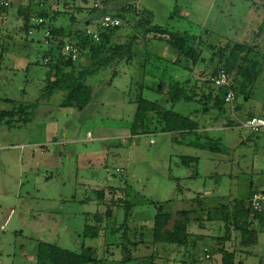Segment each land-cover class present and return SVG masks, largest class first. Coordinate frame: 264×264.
<instances>
[{
  "label": "rangeland",
  "instance_id": "374dc122",
  "mask_svg": "<svg viewBox=\"0 0 264 264\" xmlns=\"http://www.w3.org/2000/svg\"><path fill=\"white\" fill-rule=\"evenodd\" d=\"M57 2L49 3L46 11L50 15L52 10L62 12L56 19L58 25L68 26L73 15L77 21L74 26L84 28L87 11L72 12L62 8L61 0ZM9 5L0 20V39L7 49L0 67V110L11 109L4 98L18 103L40 98L48 71L34 64L46 50L43 31L26 36L19 30L17 9L27 1L9 0ZM75 5L82 6L80 0ZM110 5L131 14L134 8L149 10L154 25L196 35L202 41L198 60L190 71L180 70L170 63L178 61L185 67L184 61L164 41L141 37L131 62H112L87 79L92 95L83 110L60 108L63 95L55 92L39 100L28 114L0 118V264H36L39 242L73 252H80L82 246L92 247L101 264H181L177 247L150 243L154 203H167L166 210L175 213L191 210V200L198 195L205 198L208 207H214L221 202L220 195L244 199L250 186L260 187L264 130L252 133L242 123L252 114L264 116V0H113ZM85 8H90V3ZM128 33L130 28L122 26L116 41L127 42ZM228 42L254 47L259 63L256 80L241 91L242 80L233 81V73L234 104L222 105L221 112L215 109L212 115L203 113L195 104L203 100L199 87L215 67L219 68L212 48ZM157 55L168 62L159 63ZM77 61L85 64L84 54ZM173 77L190 80L186 91L193 93V102H178L173 110L195 119L205 137L221 139L223 153L172 142L174 134L131 136L129 124L136 97L141 95L170 108L152 87ZM194 82L197 86L192 91ZM181 156L197 157L198 165L194 169L183 166ZM195 173L198 176H193ZM99 191L104 193L102 201L97 199ZM119 197L134 205L130 225L137 232L132 230L130 239L138 241L143 233L144 244L130 248V254L122 251L123 239L113 232L123 219V208L116 206ZM107 208L113 210L112 216L102 221L99 237L84 238V225H93L92 215ZM193 216L199 219L203 215L198 211ZM249 228V232L231 229L226 243L216 240L225 235L218 220H194L189 231L196 233L191 234L196 255L201 256L206 246L212 254L225 247L234 252V264H264L262 226L250 220ZM191 245L183 252L184 260L192 252ZM128 255L133 259L124 263ZM219 260L216 255V264Z\"/></svg>",
  "mask_w": 264,
  "mask_h": 264
},
{
  "label": "trees",
  "instance_id": "16d2710c",
  "mask_svg": "<svg viewBox=\"0 0 264 264\" xmlns=\"http://www.w3.org/2000/svg\"><path fill=\"white\" fill-rule=\"evenodd\" d=\"M4 0H0L2 2ZM27 5L17 9L18 15L21 16V26L19 30L30 35L29 32L45 31L49 32V37L44 38L46 50L43 52L41 61H35V65H43L48 71L45 77L44 92L33 103L16 102L15 100L4 98L2 101L11 104V109L0 110V118L13 115H24L30 113L39 100L50 97L55 92H61L63 97L59 103L60 108H73L81 111L91 101L92 88L88 85L87 79L95 75L104 68H107L113 62L118 64L122 61L129 63L135 57L136 45L139 44V38L143 37L151 41H164L166 45L179 56V60L184 61L185 67H180L178 61L170 63L173 67L180 70L190 71L191 67L197 62L199 57L198 47L202 43L196 35L187 32H172L169 29L152 23L153 13L149 10H136L133 14L124 8H111L110 4L113 0L103 3L100 10L85 8L89 3L88 0H80L82 6H76V0H61L62 8L69 11L82 13L87 11V18L83 23V27L76 28L77 22L73 15H70V23L68 26L58 25L57 17L62 14L61 11H54L51 15L46 11L49 3H59L60 0H42L43 6H40L41 0H26ZM50 1V2H49ZM10 5L4 6L0 3V20L7 13ZM33 6L36 7L33 8ZM56 10V9H55ZM105 14H111L119 18L122 25L108 30H97L99 40L93 41L89 36L85 35V29L88 27H96V21ZM31 16L43 19V23L37 24L31 21ZM264 24V23H263ZM122 26L130 28V33L126 35L127 42L119 43L117 40L118 32ZM20 32V33H21ZM31 32V33H32ZM139 34H142L140 36ZM120 39V38H119ZM66 42L75 44L84 54L86 63L81 64L79 61H71L62 54L63 45ZM213 55L218 58V67L208 74V79L202 81L200 92L203 100L195 102L199 104L203 113L211 114L215 109L221 112L224 103L225 89L216 87L211 78L220 70L225 71L230 76L234 73L235 79L241 78L242 85L240 90H246L252 85L259 70V63L256 58L254 47L245 46L243 44L225 43L212 48ZM7 49H4L2 40L0 39V67L4 62V55ZM81 54V55H82ZM156 61L168 62L164 57L155 56ZM225 58V59H224ZM191 64V66H190ZM216 64V65H217ZM159 68V67H158ZM172 79V78H171ZM160 80L153 90L160 93L166 103H170V108H163L158 101H149L141 95L136 97L134 104L136 105L132 122L129 124V132L131 136L147 135L152 133L174 134L172 142L184 144L199 150L211 153H223L225 151L221 139H213L205 137L200 133L199 123L189 115H183L173 110L174 104L178 102H193L192 92L186 91L189 88L190 80L180 81L173 77L172 80ZM233 81L230 87L235 92ZM194 82L190 89H196ZM150 89V88H149ZM237 94L235 93V100ZM210 103V104H208ZM212 115V114H211ZM254 117L249 115L246 119ZM244 119V120H246ZM243 120V121H244ZM231 124V123H228ZM180 139V140H179ZM197 157L181 156L180 163L185 167H196L198 165ZM193 176H198L197 173ZM261 189L257 187L251 191H264V174L262 175ZM104 193L99 191L97 199L102 201ZM248 198H234L226 203L220 202L217 206L208 207L204 199L196 197L191 200L193 208L187 210H177L175 213L168 212L167 203H154L155 216L152 222L151 244H163L174 246L179 249H186L191 243V250L195 246V241L191 239L189 231L190 224L194 220L200 222L220 221L224 225L225 235L216 238L218 243H226L230 240L231 229L235 232H249L250 220L258 222L264 231V212L252 213L248 205ZM117 207L123 208V219L120 226L113 232L120 234L123 239L122 251L130 254V248H136L139 244H144L142 232L138 241H132L129 233L132 230L136 233V229H131V219L134 205L132 202L119 197L117 199ZM115 206V207H116ZM200 211L202 217L196 219L193 215ZM113 210L107 208L104 213H95L92 215L93 225L85 224L83 228L84 238H98L101 232L100 225L104 219L112 216ZM202 224V223H200ZM144 227V226H143ZM142 228V226H141ZM253 231V230H252ZM254 232V231H253ZM220 256V264H234L235 254L228 251L225 247L215 250ZM151 259V257L149 256ZM131 255L123 259L124 263L131 261ZM182 259L181 264H195L196 259L190 255V261ZM101 260L96 257L95 250L92 247H81L80 252H73L60 248L54 244L39 242L37 245L36 264H101ZM150 264H153L150 262Z\"/></svg>",
  "mask_w": 264,
  "mask_h": 264
},
{
  "label": "built area",
  "instance_id": "2783aa9c",
  "mask_svg": "<svg viewBox=\"0 0 264 264\" xmlns=\"http://www.w3.org/2000/svg\"><path fill=\"white\" fill-rule=\"evenodd\" d=\"M91 8L100 10L103 7V3L108 0H88ZM4 6L9 4V0H4L0 2ZM40 6H43V1L39 2ZM31 21L37 24L43 23L42 18L31 16ZM122 25V22L119 18L111 15L105 14L101 16L97 21L96 27H88L85 29V35L89 36L93 41H98V31L97 30H108L111 28H116ZM31 34V32H29ZM43 37H49V32L45 31ZM62 54L65 58H70L71 61H77L81 56V50L73 43L66 42L63 45ZM211 81L216 87L225 89L226 93L224 96L225 105H233L235 101V92L230 87L231 76L223 70L218 71L212 78ZM242 126L246 129H249L252 133H258L264 130V116H254L244 120ZM87 137L90 140V134H87ZM248 205L252 213H262L264 212V191L258 190L250 194L248 198ZM205 253V258H209L208 249H203Z\"/></svg>",
  "mask_w": 264,
  "mask_h": 264
},
{
  "label": "crops",
  "instance_id": "0c3cea01",
  "mask_svg": "<svg viewBox=\"0 0 264 264\" xmlns=\"http://www.w3.org/2000/svg\"><path fill=\"white\" fill-rule=\"evenodd\" d=\"M258 12V10H256L255 11V13H257ZM260 181V187L258 188V189H261V186H262V176L260 177V180H258V182ZM258 184V183H257ZM250 188H251V186H250ZM253 189H255V188H251V191L253 190ZM250 191V192H251ZM250 192L246 195V197H249L250 196ZM206 194H208V196H210L211 195V193L209 192H207ZM219 194V193H218ZM197 197H199V198H202V199H205V198H203V197H201V196H197ZM196 198V197H195ZM230 198V197H229ZM229 198H227L225 195H220V196H218V199L221 201V202H227V201H229V200H231V199H233V198H231V199H229ZM194 199V198H193ZM225 202V203H226ZM204 226H203V224H200V229H202ZM190 233L192 234L193 232H191L190 231ZM193 234H196V233H193ZM201 234V233H200ZM201 236H204L203 234H201ZM208 249V254H209V258L208 259H206L205 258V253H203L201 256H199V255H196V252L197 251H195V249H196V247H194L191 251V253H189V257H188V261L187 262H191L190 261V254H192V257H194L195 259H196V262H195V264H216V255L218 256L219 254H217V253H211V250L209 249V247L208 246H206V247H204V249ZM179 249V248H178ZM183 252H185V249L183 250H181V249H179V256H180V258L181 259H184V258H182V256H183ZM213 257H215V260H209V259H211V258H213Z\"/></svg>",
  "mask_w": 264,
  "mask_h": 264
}]
</instances>
